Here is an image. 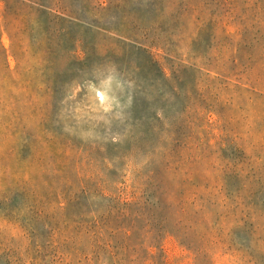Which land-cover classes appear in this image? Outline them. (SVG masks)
I'll return each instance as SVG.
<instances>
[{"label":"rangeland","instance_id":"obj_1","mask_svg":"<svg viewBox=\"0 0 264 264\" xmlns=\"http://www.w3.org/2000/svg\"><path fill=\"white\" fill-rule=\"evenodd\" d=\"M0 264H264V0H0Z\"/></svg>","mask_w":264,"mask_h":264}]
</instances>
